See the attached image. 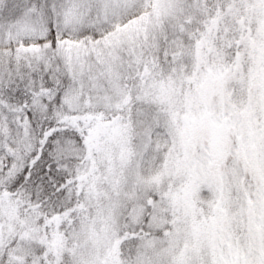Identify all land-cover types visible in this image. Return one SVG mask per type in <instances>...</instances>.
<instances>
[{"label": "snow or ice", "instance_id": "1", "mask_svg": "<svg viewBox=\"0 0 264 264\" xmlns=\"http://www.w3.org/2000/svg\"><path fill=\"white\" fill-rule=\"evenodd\" d=\"M0 264H264V0H0Z\"/></svg>", "mask_w": 264, "mask_h": 264}]
</instances>
